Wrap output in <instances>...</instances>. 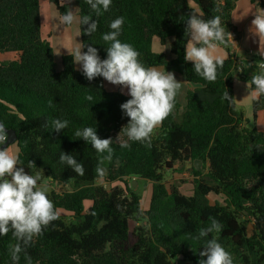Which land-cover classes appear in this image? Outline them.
<instances>
[{
  "label": "trees",
  "instance_id": "1",
  "mask_svg": "<svg viewBox=\"0 0 264 264\" xmlns=\"http://www.w3.org/2000/svg\"><path fill=\"white\" fill-rule=\"evenodd\" d=\"M43 1L54 5L60 16L69 8L61 0H0V54L16 57L0 60V121L16 132L26 172L73 186L70 192L48 194L69 219L59 215L34 239L27 249L31 264H198L205 239L197 237L210 224L209 217L223 228L206 239L215 236L233 264H264V133L247 127L244 112L234 102L236 59L229 52L212 83L184 60L189 14L202 12L203 19L219 15L231 33L239 0H112L99 17L85 0H74L78 15L90 14L98 21L91 36L83 34L82 26L79 31L82 45L96 47L101 59L109 46L102 35L122 16L119 39L140 53L145 66L181 73L194 86L182 112L175 100L173 113L154 130L150 144L127 141L124 134L129 118L120 105L130 96L109 91L103 77L88 81L69 54L62 56L58 69L51 35L43 34ZM155 39L164 52L154 49ZM261 62L258 57L243 61L249 68L245 73L243 68L241 76L250 81L260 72L255 68L249 75L252 63ZM226 91L231 102L223 98ZM89 94L92 101L85 99ZM253 106L255 113L264 110V96ZM54 119L68 120V126L56 133ZM85 127L95 128L102 139H113V157L102 165L104 180L120 182L121 188L108 190L96 183L102 154L75 136ZM125 141L129 147H120ZM61 151L83 162L84 176L59 162ZM29 161L35 166L29 167ZM196 161L206 173L194 172L192 196L184 195L178 185H167L166 171ZM135 179L152 185L148 209L133 186ZM211 195L221 197L222 203L212 204ZM15 243L11 232L0 236V264H13L9 245ZM18 264H28L25 253Z\"/></svg>",
  "mask_w": 264,
  "mask_h": 264
},
{
  "label": "clouds",
  "instance_id": "2",
  "mask_svg": "<svg viewBox=\"0 0 264 264\" xmlns=\"http://www.w3.org/2000/svg\"><path fill=\"white\" fill-rule=\"evenodd\" d=\"M97 17L110 9L112 0H85ZM71 4V0H67ZM203 13L194 10L185 22V61H191L194 72L206 82H215L218 70L223 68L225 57L219 54V45L234 42L229 31H225L219 15L210 19H203ZM239 21L242 19H236ZM59 23L70 27L79 25L83 27V34L91 36L98 29V21L92 15H78L71 7L59 17ZM124 17H118L110 23L111 31L102 35V40L108 43L105 48L107 56L101 59L99 51L91 45H82L69 50L73 63L80 66L82 74L88 81L97 77L112 85L127 89L131 98L120 105L122 112L129 118V122L122 129L127 141L147 142L150 144L151 135L174 110L175 100L182 83L178 82L173 72L157 67H147L140 60V53L129 43L119 39ZM86 26V27H85ZM248 32L252 38H259V54L264 56V12L256 11ZM235 43V42H234ZM86 47V51L82 49ZM258 74H254L247 81L248 95L253 100L264 96V63H259ZM229 102L232 97L226 91L223 96ZM86 100L92 101L91 94ZM52 106L51 100L48 102ZM68 120L54 119L51 127L54 132L60 133L68 126ZM77 138H82L98 153L102 154L97 167L96 176L103 181L106 169L102 167L105 161L113 157L112 138H100L96 129L85 127L75 131ZM9 134L7 127L0 122V236L9 232L16 243L9 245V254L13 264H18L20 254L25 253L28 264L31 257L27 256V249L34 239L44 234L52 222L59 218V211L54 202L48 197V185L42 182L40 174L30 175L25 171L18 153L10 151ZM125 141L120 147L127 148ZM7 144V146H5ZM107 153V155H103ZM59 162L71 168L77 175L84 176L86 168L83 162H78L73 155L60 152ZM35 166L29 161V167ZM210 224L199 230L197 239H205L204 247L199 251L202 257L198 264H233L232 255L213 236L223 225L214 217H209Z\"/></svg>",
  "mask_w": 264,
  "mask_h": 264
},
{
  "label": "crops",
  "instance_id": "3",
  "mask_svg": "<svg viewBox=\"0 0 264 264\" xmlns=\"http://www.w3.org/2000/svg\"><path fill=\"white\" fill-rule=\"evenodd\" d=\"M54 6V5H52ZM52 6H50V10L52 11ZM55 7V6H54ZM258 12H264V0H239L235 10L232 13L231 16V24H232V32H235L237 34V42H226L224 44L219 45V54L224 56L225 59L228 58L229 52L232 53L234 57H237L238 60H242L244 62H249L253 60L255 57L263 58L264 56H261L259 54L260 49V43L259 38H252L248 32V29L251 25L252 19H254V13ZM242 17V19H240ZM240 19L239 21L235 20ZM231 32V33H232ZM262 47H264V44H262ZM154 49L157 52H164L166 48L164 46H161L159 43V40H154ZM191 62V61H189ZM249 67H244V73L245 69H248ZM258 68L257 64L252 63V67L250 68L252 74L254 69ZM163 69V68H160ZM257 70H260L259 68ZM175 75V78L178 82L182 83V87L177 94V101L179 102L181 109L180 112L183 111V108L186 105V96L187 92L189 90H192L194 88L193 85H190L184 78V76L181 73L173 72ZM243 73V74H244ZM245 76V75H244ZM244 76H236L234 80V102L237 105V107L244 112L245 119L247 120V127L249 129H257L260 132L264 133V110L258 109V111L254 112V106H253V99L248 95V90L246 88L247 80L244 79ZM242 80L246 81L243 82ZM109 91L116 92L120 91L123 94H127V89H122L121 86L112 85L110 84L108 87ZM129 96V95H126ZM253 113V115H252ZM158 128V127H157ZM185 166L186 171L188 172L189 177H193V180L195 179L194 172H200L202 175L206 173V170L203 168V164L199 161L194 162L193 164H186V165H176L174 166L173 170H169L165 172V179L166 182H169L167 180L166 176L171 174L172 172L178 173L179 167ZM201 167L198 171L197 167ZM192 173V175H191ZM175 177V173H174ZM191 177V178H192ZM134 181H137L136 179ZM133 181V182H134ZM149 182V181H148ZM150 183V182H149ZM137 185H140V182H137ZM168 185V183H167ZM170 185H176V184H170ZM179 186V185H178ZM181 190V188H179ZM182 192V191H181ZM219 197V196H217ZM210 198V197H209ZM221 198V197H219ZM222 199V198H221Z\"/></svg>",
  "mask_w": 264,
  "mask_h": 264
},
{
  "label": "rangeland",
  "instance_id": "4",
  "mask_svg": "<svg viewBox=\"0 0 264 264\" xmlns=\"http://www.w3.org/2000/svg\"><path fill=\"white\" fill-rule=\"evenodd\" d=\"M63 4H67V0H61ZM51 4L47 2H42L41 4V15H42V23H43V34L44 37L47 36V34L51 35V42L53 44L54 50H55V61L57 63L58 69H61V59L62 56L68 53V49H74L75 47L82 46L81 38H80V31H79V25H72L70 27H65L59 23V13L57 9L52 6V11L49 9ZM69 7H71L76 13L77 8L75 5L74 0H71V4H69ZM78 14V13H77ZM83 51V49H82ZM16 57L13 54L6 53V54H0V60L1 61H13ZM77 68L80 69V66L77 65ZM243 82H246L242 80ZM110 85L109 82L105 80V87H108ZM108 89V88H107ZM124 95H127L126 93ZM182 110V109H181ZM253 115V113H252ZM10 151L14 153H18V148L16 144L9 145ZM201 167H197L198 171L201 170ZM175 173V177H174ZM192 175V173H191ZM192 177V176H191ZM188 176V172L186 171L185 166L179 167L178 173L175 171L167 175L166 178L169 180L168 186L170 184H176L179 185V188H181V191L186 196H192L194 192V184L192 182L193 177L191 178ZM42 182L48 185V194L51 192H56L58 194H62L65 192H70L73 189L72 184L68 185H62L55 182H51L49 180H46L42 178ZM98 185L105 186L108 190H114L115 188H121L123 186L120 182H108L103 179V181H97ZM151 183L148 181L141 180L140 185L137 189V193L142 197V206L144 209H148L151 199ZM210 200L212 204H215L216 202L222 203V199L217 197L216 195H211ZM87 208L91 205L90 202H87ZM60 215L68 218V214L60 211ZM132 227H134V224H132ZM252 225H250V229H252Z\"/></svg>",
  "mask_w": 264,
  "mask_h": 264
},
{
  "label": "built area",
  "instance_id": "5",
  "mask_svg": "<svg viewBox=\"0 0 264 264\" xmlns=\"http://www.w3.org/2000/svg\"><path fill=\"white\" fill-rule=\"evenodd\" d=\"M231 34L233 36L234 42H237V34L235 32H232ZM235 59H236V67L234 68L235 74L236 76H241L243 73L244 63L242 60H238L237 57H235ZM261 63H264V62H261Z\"/></svg>",
  "mask_w": 264,
  "mask_h": 264
},
{
  "label": "water",
  "instance_id": "6",
  "mask_svg": "<svg viewBox=\"0 0 264 264\" xmlns=\"http://www.w3.org/2000/svg\"><path fill=\"white\" fill-rule=\"evenodd\" d=\"M7 131H8V134H9V140H8L7 144L11 145V144L16 143V141H17L16 132L14 130H10V129H7ZM7 144L5 146H7ZM1 147H3V146H1ZM133 186L134 187L137 186V181L133 182Z\"/></svg>",
  "mask_w": 264,
  "mask_h": 264
}]
</instances>
